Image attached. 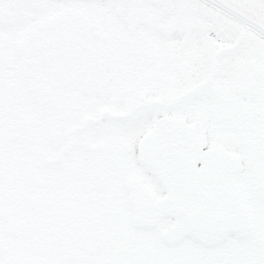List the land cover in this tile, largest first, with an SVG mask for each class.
I'll return each instance as SVG.
<instances>
[{
    "label": "snow or ice",
    "instance_id": "1",
    "mask_svg": "<svg viewBox=\"0 0 264 264\" xmlns=\"http://www.w3.org/2000/svg\"><path fill=\"white\" fill-rule=\"evenodd\" d=\"M0 264H264V0H0Z\"/></svg>",
    "mask_w": 264,
    "mask_h": 264
}]
</instances>
